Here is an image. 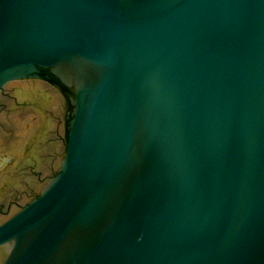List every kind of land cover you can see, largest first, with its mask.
I'll return each mask as SVG.
<instances>
[{
    "label": "water",
    "instance_id": "water-1",
    "mask_svg": "<svg viewBox=\"0 0 264 264\" xmlns=\"http://www.w3.org/2000/svg\"><path fill=\"white\" fill-rule=\"evenodd\" d=\"M0 90V264H264V0H0Z\"/></svg>",
    "mask_w": 264,
    "mask_h": 264
},
{
    "label": "flooded vegetation",
    "instance_id": "flooded-vegetation-1",
    "mask_svg": "<svg viewBox=\"0 0 264 264\" xmlns=\"http://www.w3.org/2000/svg\"><path fill=\"white\" fill-rule=\"evenodd\" d=\"M127 0H123V4L126 2ZM54 75L52 73L51 70H47L45 72L42 73V78L41 79H45L47 81H51L53 79ZM55 80V78L53 79ZM60 83V82H59ZM59 87L60 89L63 91V93L65 94H72V101H71V104L73 103V100L75 99V90L74 88H71V87H67L65 85H63L62 83L59 84ZM1 91V90H0Z\"/></svg>",
    "mask_w": 264,
    "mask_h": 264
}]
</instances>
